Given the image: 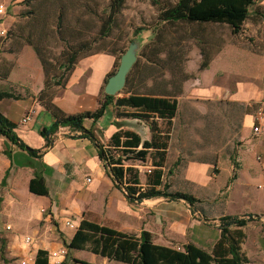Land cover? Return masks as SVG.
<instances>
[{"label": "crops", "instance_id": "0c3cea01", "mask_svg": "<svg viewBox=\"0 0 264 264\" xmlns=\"http://www.w3.org/2000/svg\"><path fill=\"white\" fill-rule=\"evenodd\" d=\"M0 1L5 5L4 13L0 14V54H3L1 32L16 21L17 12L23 9V0ZM249 16L252 18L244 23L243 30L250 39L246 41L244 36L242 40L235 38L237 43H227L218 57L226 49H235L251 60L244 62L242 57L234 56V63L229 62L230 68L226 64L214 68L215 58L196 77L188 80L182 94L176 97V114L181 109L186 137L177 141L175 155L169 154L171 138L168 139L165 164L169 167L177 162L168 175V181L171 189L185 191L198 198L200 209L194 210L184 200H168L162 196L130 200L123 187L116 185L105 161L99 157L95 141L81 135L78 130L59 126L49 134L51 145L46 147L47 139L40 131L51 126L54 116L26 94L19 99L9 98L5 111H0L16 124L15 131L20 140L41 151L32 155L0 135V172L3 174L0 184L8 183L5 196H0L1 201L12 199V205L19 211L24 206L29 213H34L38 207L46 209L58 229L68 235L63 240L64 246L80 220L87 218L136 234L148 230L157 244L172 246L170 243L175 242L174 246L179 248V245L192 242L210 249L219 236L220 216L264 214V131L252 132L253 112L264 106V0H254L249 7ZM114 61V55L108 52L93 53L79 59L65 83L55 88L53 104L65 114L97 109L103 100L102 86L113 70ZM13 70L6 78L0 79L3 89L16 84L12 78ZM233 70L241 73H229ZM22 79L30 91L37 92L41 88L39 86L35 90V87L28 86L33 80L30 64L22 66ZM38 80L41 83V76ZM123 95L117 94L115 98ZM4 99L0 100V105ZM28 110H32L31 119L23 123L21 117ZM215 110L220 111L219 120L212 115ZM128 111L132 110L123 112ZM218 122L229 128L228 134L238 136L240 144L235 153L224 149L228 144L225 139L214 142L210 138ZM83 125L93 132L103 147L111 138L124 140L125 131L137 133L142 140L151 138L148 121L118 115L114 103L108 104L97 119L85 118ZM196 128L209 136L198 138ZM141 164L153 168L151 159ZM222 171L226 173L225 179L219 181ZM34 174L43 176L48 190L46 195L29 191L28 182ZM4 177L5 181H2ZM206 203L215 205L217 211L205 214ZM30 206L34 207L33 210ZM67 220L72 222V227L66 225ZM212 228L214 232L206 239L205 231ZM10 229L11 226L7 230ZM26 236L24 242L33 246V237L29 236V241H26ZM30 254L35 255V252Z\"/></svg>", "mask_w": 264, "mask_h": 264}, {"label": "rangeland", "instance_id": "374dc122", "mask_svg": "<svg viewBox=\"0 0 264 264\" xmlns=\"http://www.w3.org/2000/svg\"><path fill=\"white\" fill-rule=\"evenodd\" d=\"M175 1L125 0L119 12L113 16L108 32L105 33L106 30L102 27L108 18L111 0H28L23 4V9H21L23 11L17 12L18 18L10 26L11 29L7 28L2 35L4 53L0 54V65L11 64L10 72L14 69L12 78L16 83L4 87L21 97L22 94L31 95L42 105L39 99L40 91L45 87L46 80L51 81L52 74L58 76L62 72L59 65L67 59V56L77 53V56L81 57L97 50L99 52L115 50L114 64L116 62V66L114 65L113 69L116 70L119 64L120 57H117L120 50L125 51L132 41L138 44L136 64L130 75V81L135 82V91L146 93L149 92L151 86H157L160 90L174 93L175 99L182 94L185 83L196 77L200 71L199 65L203 60L202 48L210 55L209 63L217 58L214 61V68L222 67L225 64L229 67V62L234 63L235 61L234 56L242 57L244 62L251 60V57L242 55V52L235 49H226L218 57L220 50L227 43H237L235 38L242 40V36H244L246 41L250 39L248 33L243 30L244 26L237 34H233L230 28L222 23L197 25L196 23L177 21L166 22L164 25L158 26L156 21L159 10L170 6ZM251 18L252 16H249L245 23L250 22ZM137 28L138 32L136 33ZM16 64H18L17 67ZM24 64L32 65L33 80L28 83V86L35 87V90L41 86L37 92L30 91L23 85L22 66ZM243 72L245 73L247 70H243ZM229 73L240 74L241 72L233 70ZM39 76H41V83L38 80ZM58 86L61 85L51 84L47 90L52 92ZM0 89H3L2 85ZM125 90L123 87L115 95L126 94ZM9 100L11 99L3 100L0 110L5 111ZM180 111L181 109L174 116V120L171 119L170 155H175L177 141L186 137ZM212 115L219 120L220 111L215 110ZM149 121L151 122V120ZM157 124L161 129L167 126L164 120H157ZM216 126L214 134L210 135L212 141L218 142L225 139L228 144L224 149L232 150V153H235V148L240 144L238 136L228 134L229 128L226 129L219 122ZM196 130L199 132L198 138L200 139L209 136L203 135L198 128ZM169 167H166V173ZM2 175L0 172V179ZM225 175V171H222L218 180L223 181ZM168 178L169 176H167ZM7 185L8 183L0 184V196H5V191L8 190ZM12 201L14 202L12 199L10 201L6 199L1 201L0 199V238L4 240V247L0 249V264H21L23 259L31 255L30 252L36 253L39 248L47 250L49 264H73L74 257L95 264H126L107 260L87 250L67 249L63 245V240L68 235L58 229L46 209L38 207L34 213H29V210L23 206V209L19 211L12 205ZM2 205H4L3 208ZM30 207L33 210L34 207ZM204 208L205 214L217 211L216 206L210 203H206ZM262 215L264 214H260L254 221H249L244 227L246 238L242 247L249 256L251 264H264ZM76 222L74 220V223ZM7 224L11 226L10 230L5 229ZM205 232L207 235L205 233L204 235L207 239L211 237V232H214V229H207ZM26 235L33 237V246L24 242L23 238ZM158 243L162 242L158 241ZM170 244L176 245L175 242ZM62 247L66 248L65 255L51 256L53 251H58ZM179 247L181 248V245Z\"/></svg>", "mask_w": 264, "mask_h": 264}, {"label": "trees", "instance_id": "16d2710c", "mask_svg": "<svg viewBox=\"0 0 264 264\" xmlns=\"http://www.w3.org/2000/svg\"><path fill=\"white\" fill-rule=\"evenodd\" d=\"M27 1L23 0L22 3L24 4ZM124 1L111 0L108 18L102 27V29L106 30L105 33L108 32L113 16L119 12ZM253 3L254 0H176L170 6L159 10L156 22L158 26L164 25L166 22L177 21H186L197 25L222 23L226 24L233 34H237L249 17V7ZM135 32H138V28ZM123 51L120 50L117 58L121 56ZM98 52L97 50L91 54ZM108 53L116 54L115 50H110ZM201 54L203 60L199 65L200 70L208 66L210 57L203 48L201 49ZM84 56L86 55L78 57L77 53L67 56V59L59 65V69L62 72L58 76L52 74L50 76V79L52 78L51 81L46 80L45 87L40 91L39 99L43 107L54 116V122L51 126L42 128L40 131L41 135L47 139L45 146L51 145L48 136L50 133L55 132L59 126L78 130L81 135L88 136L95 141L99 157L105 161L107 170L114 177L116 185L123 187L126 191V196L130 200L141 201L151 197L162 196L168 200H184L194 210L200 209L198 204L200 200L194 195L170 188L167 176L173 172L177 162L167 168V173L165 172L170 124L177 110L175 94L168 90H160L157 86L150 88V93L146 92L148 94L136 92L134 89L135 82L132 83L130 81V75L136 62L127 74L124 85L126 94L123 96L115 98V94H106L103 90L104 86H102L103 100L99 107L93 111L65 114L53 104L52 97L55 89L50 92L47 88L51 84L63 85L73 66ZM114 65L116 66V62ZM11 67L10 63L0 65V79L7 77ZM114 71L115 69L107 75V78ZM131 83L132 87L130 86ZM20 97L19 94L11 90L0 89V100L4 98L19 99ZM110 103L115 104L117 114L120 116L138 118L145 122H150L149 120H151L149 123L151 138L142 140L137 133L125 131L124 140L111 138L107 143L108 145L103 147V144L96 139L93 132L83 125V120L85 118L97 119ZM119 109L122 111H119ZM126 109L132 111L124 113L123 111ZM157 120L166 121L167 126L161 129L157 124ZM15 127L16 124L0 111V135L4 136L8 141L17 144L18 147L26 149L30 154L37 155L41 150L31 148L20 140ZM149 159H151L153 164L150 172L141 173L133 165L134 163H145ZM2 181H5V177ZM28 189L37 195H46L48 193L45 180L41 174H34L30 178ZM258 217L254 218L251 214L241 217L237 215L220 216L218 224L219 236L210 249L202 248L192 242L182 244L181 248L157 244L153 242L152 234L148 230L144 229L139 234H136L117 230L108 225L83 218L65 246L68 249L87 250L107 260L126 264H251L249 256L242 247L246 238L244 227L249 221ZM3 247L4 240L0 238V249H3ZM34 264H49L46 249L39 248L36 251ZM73 264L95 263L74 257Z\"/></svg>", "mask_w": 264, "mask_h": 264}, {"label": "water", "instance_id": "95a60500", "mask_svg": "<svg viewBox=\"0 0 264 264\" xmlns=\"http://www.w3.org/2000/svg\"><path fill=\"white\" fill-rule=\"evenodd\" d=\"M137 48V42L132 41L121 54L116 70L108 76L104 84L103 90L106 94L114 95L124 87L127 74L137 59ZM251 216L255 218L259 215L253 214Z\"/></svg>", "mask_w": 264, "mask_h": 264}, {"label": "built area", "instance_id": "2783aa9c", "mask_svg": "<svg viewBox=\"0 0 264 264\" xmlns=\"http://www.w3.org/2000/svg\"><path fill=\"white\" fill-rule=\"evenodd\" d=\"M4 11H5V5L3 3H0V14L4 13ZM1 33L4 34V31L1 32ZM31 116H32V110H28L21 117V122L24 123V122L29 121L31 119ZM253 116H254V120H253V124H252V132L253 133L263 132L264 131V106H261L260 108H257L255 110V112H253ZM135 167L138 169L139 172H142V171L143 172H150L151 169H152L151 166H145V165H142L141 163L136 164ZM88 180H89V178H88ZM124 192H126V191L124 190ZM261 219L264 222V215L261 216ZM65 223L68 226H71V227L73 226L72 222H70L69 220H67ZM6 228L7 229L10 228V225L7 224L6 225ZM29 239H30L29 236H26L25 237V240L26 241H29ZM66 248L65 247H62L58 251H53L51 253V256L57 257L58 255H61V256L62 255H65L66 254ZM34 259H35V256L31 254L26 259H23L21 261V264H28V263L33 264L34 263Z\"/></svg>", "mask_w": 264, "mask_h": 264}]
</instances>
